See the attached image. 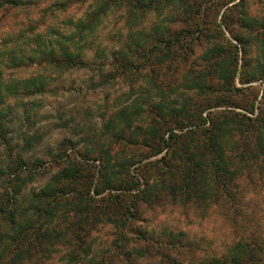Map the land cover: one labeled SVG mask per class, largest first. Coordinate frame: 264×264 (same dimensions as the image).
<instances>
[{"label":"rangeland","instance_id":"1","mask_svg":"<svg viewBox=\"0 0 264 264\" xmlns=\"http://www.w3.org/2000/svg\"><path fill=\"white\" fill-rule=\"evenodd\" d=\"M59 1L66 0H24L23 6L0 9L1 63H9L12 48H27L38 33L50 36L52 29L67 30L70 21L76 22L94 6L93 0H68L72 3L62 10L55 7ZM188 1L190 22L179 21L186 10L178 2L164 1L146 8L138 18L126 7L111 8L83 44V66L54 68L48 62L26 59L20 66L6 67L8 83L44 77L49 86L42 93L27 94L22 83L21 92L7 99L11 110L0 136L2 234L7 235L9 226L1 208H28L27 200L70 161L81 163L83 175L98 184L102 158L108 153L115 159L135 161L130 168L134 178L140 173L149 178L158 175L159 169H169L177 150L171 147L154 156L155 149L143 145L142 137L133 143L129 121L120 117L123 112L133 127L163 126V130L171 128L184 135L183 139L191 130L212 127L211 118L222 114L242 113L261 119L264 78L243 83L252 77L263 53L262 42L254 39L261 26L252 30L240 17L264 20V0ZM182 27L188 34L184 59L171 60L160 51L151 52L160 31ZM134 32L149 35L145 37L146 50L130 49L129 34ZM175 49L176 54H182L180 45ZM217 62L237 70L235 87L223 86L211 74ZM155 105L168 107L161 111ZM252 107L255 112L248 110ZM201 111L209 118L205 125L192 118ZM183 119L186 125L177 123ZM122 127H127V141L116 136ZM254 131L242 134L232 130L224 138L230 167L237 173L229 194L214 181L205 193L168 192L160 185L161 192L154 190L152 198L139 201L137 210H132L135 217L126 227L99 223L85 243L72 237L67 220L51 224L50 238L43 244L45 257L25 259L23 264H223L228 256L231 263L230 255L235 254L239 241L264 240V149L258 145V129ZM261 140L264 143V136ZM29 141L34 145L29 146ZM19 183L22 190L16 201L12 195ZM109 193L106 190L103 195ZM6 242L0 243V255ZM1 257L5 263L9 259Z\"/></svg>","mask_w":264,"mask_h":264},{"label":"trees","instance_id":"2","mask_svg":"<svg viewBox=\"0 0 264 264\" xmlns=\"http://www.w3.org/2000/svg\"><path fill=\"white\" fill-rule=\"evenodd\" d=\"M164 1H171L174 4L178 2L180 6H184L186 11L183 12L179 21H191V12H189L191 2L188 0H93V9L88 11L84 17L78 18L76 22L70 21V25L66 27L67 30L52 29L50 36L38 33L34 39L35 42L27 48L19 51L12 48L8 52L9 63L0 62V136H3L6 130L5 121L11 110V105H6L7 99L17 96L21 92L19 85L25 83L27 90L24 92L27 94L42 93L49 86V82L44 77H34L17 82L14 80V82L8 83L5 80L6 67L20 66L26 59L32 62H48L54 68L69 69L83 66L85 65L83 44L87 42V37L98 29L103 17L111 8L126 7L132 10L134 17L138 18V14L144 12L146 8L155 7ZM71 3L68 0L59 1L55 7L66 10ZM23 5H25L24 0H0V9L16 8ZM240 20L243 25L252 30L256 26H261L260 32L254 35V39H260L263 44V53L253 69L252 77L243 81L245 84L264 78V20L259 21L257 18L247 15L241 16ZM69 26L73 28L71 29ZM136 33L129 34L130 49L133 52L146 50L148 42L145 43V37L149 35L146 32ZM187 36L185 27L178 31H160L154 43V50H150L151 52L160 51L171 60L176 57L184 59L188 48ZM234 38L240 43L244 42V39L238 35H234ZM176 45H180L183 49L182 54H176L178 53L175 49ZM212 67L211 74L218 78V83L223 86L232 85L235 87L234 80L237 70L232 71L229 67L225 68L220 62L215 63ZM155 106L161 111L168 107V105ZM181 110L183 109L181 108ZM248 110L255 112L254 107ZM120 117L129 121L127 127H131L134 138L132 142L136 144L140 141L138 138L142 137L143 145L147 144L155 149L154 156L162 154L164 150L171 147L177 150L174 162L168 164L169 169L166 171L159 169L158 175H151L149 178H144L143 173H140V177L134 178L130 173V168L135 164V161L127 158L115 159L108 153L102 158L100 186L94 182V179L89 182L83 175L85 167L81 163L70 161L69 165L51 177L41 191L27 200L28 208L21 211H18V208L9 209L10 205L1 208V212L8 219L7 226L9 227L5 228L6 236L0 231V243L7 241L0 258L2 255H6L9 256V259L6 263L0 261V264H23L25 259L32 260L36 256L40 259L45 257L43 244L46 239L50 238V226L61 220L68 221L67 228L70 234L72 233V237L79 239L81 243L86 242L90 230L99 223L110 222L124 228L135 217V211L132 210H137L139 201L142 198H152L154 190L158 193L161 192L158 190L160 185L163 186V190H168V192L170 190L181 191V193L189 191L205 193L211 186V181H214L218 182V185L221 184L222 190L229 194V185L237 173L230 167L224 138L232 130H239L242 134H247L255 133L254 129H258V145L260 149H264V143L261 140L264 136V113L261 115V119L252 118L242 113H226L219 115L217 119L210 117L212 127H201L200 129L203 128V130L199 132L191 130L190 135L187 134L184 139V135L175 133L171 128L163 130V126L158 125H150L148 128L140 125L133 127L132 120L128 119L129 115L123 112ZM192 118L199 122L202 121V125H205L209 120L204 117L203 111L197 116L192 115ZM186 119H190L189 122H191V117ZM177 123L187 124L185 119ZM126 128H120L116 136L127 141ZM188 136H191V140L188 139ZM152 141L156 143L155 146ZM28 143L29 146L34 145L33 141ZM160 159L164 160L165 155H162ZM21 165H25V162L22 161ZM143 185L145 186L143 187ZM21 190L22 185L19 183L16 194L12 195L16 201H18V194ZM106 190L110 193L104 196ZM97 196L100 197L97 198ZM1 227L3 225L0 222V229ZM4 237L7 238L4 239ZM12 246L15 247L10 249ZM235 246H237V250L235 254L230 255L231 263L228 261L230 260L228 256L223 264L225 262V264H262L261 262L264 261V240L258 238L243 240ZM215 264L220 263L215 262Z\"/></svg>","mask_w":264,"mask_h":264}]
</instances>
